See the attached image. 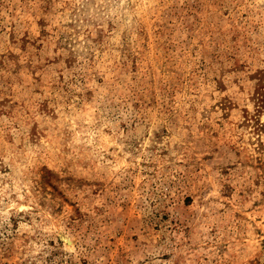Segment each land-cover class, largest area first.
I'll list each match as a JSON object with an SVG mask.
<instances>
[{
	"label": "rangeland",
	"instance_id": "obj_1",
	"mask_svg": "<svg viewBox=\"0 0 264 264\" xmlns=\"http://www.w3.org/2000/svg\"><path fill=\"white\" fill-rule=\"evenodd\" d=\"M0 264H264V0H0Z\"/></svg>",
	"mask_w": 264,
	"mask_h": 264
}]
</instances>
